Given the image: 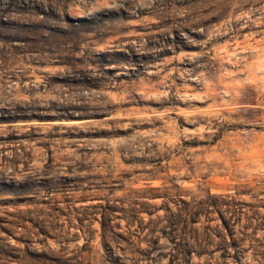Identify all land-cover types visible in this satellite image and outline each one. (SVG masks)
I'll use <instances>...</instances> for the list:
<instances>
[{
  "label": "rangeland",
  "instance_id": "374dc122",
  "mask_svg": "<svg viewBox=\"0 0 264 264\" xmlns=\"http://www.w3.org/2000/svg\"><path fill=\"white\" fill-rule=\"evenodd\" d=\"M260 222L264 0H0V264H264Z\"/></svg>",
  "mask_w": 264,
  "mask_h": 264
},
{
  "label": "trees",
  "instance_id": "16d2710c",
  "mask_svg": "<svg viewBox=\"0 0 264 264\" xmlns=\"http://www.w3.org/2000/svg\"><path fill=\"white\" fill-rule=\"evenodd\" d=\"M227 211V209L225 210V212ZM224 212H222V214H223ZM221 214V215H222ZM230 227H231V224L227 221V220H223V226H222V228H224L225 229V231H224V229H223V236L221 237L222 238V241L224 242V243H228V237L229 236H231V238H232V240L236 243V240L235 239H233V231H232V229H230ZM259 229H262L263 231H264V222H260L259 223V227H258ZM257 228V229H258ZM240 241H242V238H239L238 239V241H237V243L238 242H240ZM257 241L259 242V244H258V246H260V247H263L264 248V235H263V237H262V239H257ZM260 253H261V256L263 257V259H264V249L263 250H261L260 251Z\"/></svg>",
  "mask_w": 264,
  "mask_h": 264
}]
</instances>
